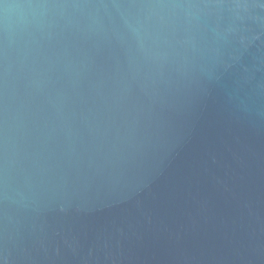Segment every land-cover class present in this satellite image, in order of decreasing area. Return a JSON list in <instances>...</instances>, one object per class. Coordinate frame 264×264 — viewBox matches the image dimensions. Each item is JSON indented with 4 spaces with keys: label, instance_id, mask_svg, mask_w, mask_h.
Wrapping results in <instances>:
<instances>
[{
    "label": "water",
    "instance_id": "obj_1",
    "mask_svg": "<svg viewBox=\"0 0 264 264\" xmlns=\"http://www.w3.org/2000/svg\"><path fill=\"white\" fill-rule=\"evenodd\" d=\"M0 264H264V0H0Z\"/></svg>",
    "mask_w": 264,
    "mask_h": 264
}]
</instances>
